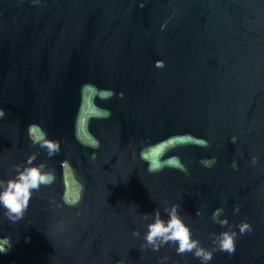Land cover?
Wrapping results in <instances>:
<instances>
[{"label":"water","instance_id":"obj_1","mask_svg":"<svg viewBox=\"0 0 264 264\" xmlns=\"http://www.w3.org/2000/svg\"><path fill=\"white\" fill-rule=\"evenodd\" d=\"M0 264H264V0H0Z\"/></svg>","mask_w":264,"mask_h":264}]
</instances>
